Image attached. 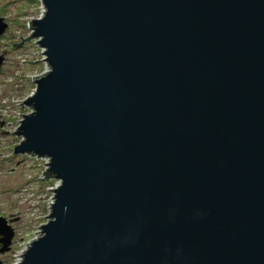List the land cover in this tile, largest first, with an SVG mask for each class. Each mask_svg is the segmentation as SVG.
Segmentation results:
<instances>
[{"label": "water", "instance_id": "water-1", "mask_svg": "<svg viewBox=\"0 0 264 264\" xmlns=\"http://www.w3.org/2000/svg\"><path fill=\"white\" fill-rule=\"evenodd\" d=\"M40 2L13 152L58 185L18 264H264V0Z\"/></svg>", "mask_w": 264, "mask_h": 264}, {"label": "rangeland", "instance_id": "rangeland-1", "mask_svg": "<svg viewBox=\"0 0 264 264\" xmlns=\"http://www.w3.org/2000/svg\"><path fill=\"white\" fill-rule=\"evenodd\" d=\"M40 0H0V18L6 28L0 35V216L13 229L9 249L0 252L1 264H18L22 253L41 232L39 226L49 220L45 216L54 197L51 188L58 185L53 177H45L47 159L29 153H15L22 136L14 132L31 108L22 103L35 91L34 76L49 68L44 48L28 26L31 19L43 16ZM2 244L0 243V248Z\"/></svg>", "mask_w": 264, "mask_h": 264}, {"label": "trees", "instance_id": "trees-1", "mask_svg": "<svg viewBox=\"0 0 264 264\" xmlns=\"http://www.w3.org/2000/svg\"><path fill=\"white\" fill-rule=\"evenodd\" d=\"M46 177H51L50 174L48 173V170L45 172Z\"/></svg>", "mask_w": 264, "mask_h": 264}, {"label": "built area", "instance_id": "built-area-1", "mask_svg": "<svg viewBox=\"0 0 264 264\" xmlns=\"http://www.w3.org/2000/svg\"><path fill=\"white\" fill-rule=\"evenodd\" d=\"M45 158V157H44ZM47 159V162H48V158H46Z\"/></svg>", "mask_w": 264, "mask_h": 264}]
</instances>
